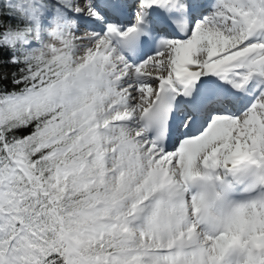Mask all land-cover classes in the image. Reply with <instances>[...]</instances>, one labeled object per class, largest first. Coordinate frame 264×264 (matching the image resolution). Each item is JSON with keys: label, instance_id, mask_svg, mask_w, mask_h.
Returning <instances> with one entry per match:
<instances>
[{"label": "snow or ice", "instance_id": "obj_1", "mask_svg": "<svg viewBox=\"0 0 264 264\" xmlns=\"http://www.w3.org/2000/svg\"><path fill=\"white\" fill-rule=\"evenodd\" d=\"M0 264H264V0H0Z\"/></svg>", "mask_w": 264, "mask_h": 264}]
</instances>
